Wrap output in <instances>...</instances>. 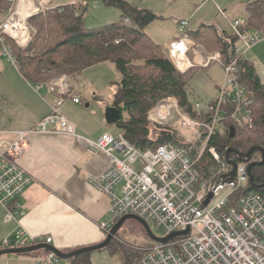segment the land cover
Listing matches in <instances>:
<instances>
[{
    "label": "built area",
    "instance_id": "2783aa9c",
    "mask_svg": "<svg viewBox=\"0 0 264 264\" xmlns=\"http://www.w3.org/2000/svg\"><path fill=\"white\" fill-rule=\"evenodd\" d=\"M7 8L0 14V51L8 62L20 68L11 43L26 48L33 37L30 19L54 9L55 0H4ZM129 24L128 19L125 20ZM188 21H181V31H187ZM230 30L238 38L235 56L224 61L221 51L204 56L196 42L186 34L171 42L166 55L177 70L187 72L195 66L223 67L224 80L214 100L192 103V114L186 112L175 97L163 99L148 114L153 126H165L175 134L180 144H164L156 149L140 150L123 135L104 133L98 140L78 133L76 125L61 108L68 99L81 104L65 76L51 83L39 84L36 91L46 88L57 99L48 116L39 125L26 131H0V205L6 208V221L20 222L25 212L21 196L32 178L20 166L30 138L38 135L69 137L85 146L87 152L104 159L107 168L91 183L108 195L112 205L100 228L109 233L126 215H135L147 223L152 221L168 237L189 230L186 236L167 244L157 243L146 250L138 264H264V196L246 192L250 183L249 166L261 160V154L233 167L215 147H209L218 130L230 127L254 130L255 99L240 78L239 58L247 59L255 46L264 41V29L252 33L245 20L229 21ZM119 43V41H117ZM190 54L194 58H190ZM179 120L184 128L197 131L194 138H180L170 129ZM212 166H202L206 154ZM238 158V157H237ZM121 187L120 192L117 188ZM213 197L204 205L209 195ZM52 244L51 237L26 236L19 226L11 237L3 240V249H18L37 244ZM37 264H72L53 252L41 251Z\"/></svg>",
    "mask_w": 264,
    "mask_h": 264
},
{
    "label": "trees",
    "instance_id": "16d2710c",
    "mask_svg": "<svg viewBox=\"0 0 264 264\" xmlns=\"http://www.w3.org/2000/svg\"><path fill=\"white\" fill-rule=\"evenodd\" d=\"M99 1L107 7L121 9L124 18L134 27H129L124 20L87 29L83 19L88 6L83 3L78 4V10L65 6L63 10L57 8L39 14L30 19V25L34 24L37 29L30 44L21 49L11 43L21 71L34 83L39 82L43 74L52 72L69 75L75 81L85 70L102 63H111L121 75V81L110 107H116L121 112V119L116 126L122 130L123 136L140 150L156 149L169 143L180 144L175 134L153 126L148 114L163 99L173 96L186 112L195 116L187 86L198 72L197 66L184 74L179 73L166 57L164 48L151 40L145 30L160 20L155 13L141 10L124 0ZM6 8L5 1L0 0V14ZM248 8V26L262 30L264 0L251 2ZM76 11L80 15H76ZM185 34L197 44H203L207 52L220 50L225 62L228 61V55L235 56L238 38L232 32L224 30L219 33V28L212 25L203 26L197 31L189 29ZM147 39L150 46L146 43ZM238 62L240 78L255 99L256 126L254 130L248 131L230 127V123L226 122L225 129L218 130L209 142V147H215L222 156L230 148L244 153L253 147L264 148V84L247 59L239 58ZM81 105H84L82 100ZM257 155L254 153L252 157ZM252 176L255 184L249 183L244 190L264 196V166L253 168ZM126 255L129 264H135L128 252ZM76 261L77 258L71 260L72 264H76Z\"/></svg>",
    "mask_w": 264,
    "mask_h": 264
},
{
    "label": "crops",
    "instance_id": "0c3cea01",
    "mask_svg": "<svg viewBox=\"0 0 264 264\" xmlns=\"http://www.w3.org/2000/svg\"><path fill=\"white\" fill-rule=\"evenodd\" d=\"M90 1L91 0H66L58 5H53L56 7H65L71 6L72 4L83 3V5L88 6L87 12H89L91 10ZM93 1L94 5H96L99 0ZM152 1L154 2L146 4L145 7H142V5H144L142 2H137V5L131 4L141 10H149L153 13L162 10L157 7L159 3L158 0ZM208 1L217 7L218 13L222 17L221 22L215 24L219 28V33L224 30L231 33L229 21L245 20L247 22L250 18L248 5L256 0ZM165 2L177 5L176 3L178 1L165 0ZM227 9H229L231 14H228L229 11L227 12ZM187 10L188 2H184L176 8V12L172 10L171 12L165 13L167 16L166 22H168L165 26L161 25V20H163L164 17L155 13L160 17V20L146 28H153L154 32H152V30L150 33L145 32L154 43L164 48L165 54L167 46L171 42L181 39L185 34V31H181L180 29L181 21L189 22L187 30L192 29L197 31L203 28V26L214 25V23H201L196 19H192L194 15H189ZM162 13L164 14V12ZM76 15H80L79 12L76 11ZM124 20L126 19L122 14V18L119 22ZM199 20L202 21L203 18ZM129 24V27H134L131 22ZM100 26L102 27L105 25ZM249 26L247 23V29L252 33L261 30ZM263 29L264 27L262 30ZM162 30H166L165 35H161L160 31ZM197 45V48L200 49L201 44ZM200 50L204 56L208 53H213L207 52L205 49ZM0 54L2 55V53ZM166 57L169 59L167 55ZM233 57V54L228 55L227 60ZM190 58L193 59L194 55L190 54ZM246 58L259 80L264 84V41L255 46ZM13 68L18 76L24 80L25 86L24 90L22 87L15 90L10 80L0 85L1 132L26 131L36 128L43 118L50 114L51 108L57 99L56 94L47 92L46 88L44 89L46 91L44 96L39 94V91H36L35 87L45 83L31 82L25 77L21 68H16L15 66H13ZM197 68L198 72L192 81L195 78L197 79V76L201 72L208 73L214 67L212 65L209 68L201 66H197ZM219 68L222 72V76L212 83L213 93L211 95H207L198 84H194L190 81L187 86V93L191 103L197 100H214L218 97L220 87L224 80L223 67L219 66ZM177 71L181 74L186 73L179 70ZM82 75L70 83L72 84L71 87L75 95L80 97L83 103L85 102L84 105L75 104L71 99H68L61 108V111L76 125L80 135L98 140L104 133L111 132L105 128L101 133L95 134V129L87 126L81 120L80 114H85V108L88 107V99L83 95L88 87L81 83ZM119 87L117 83L116 90L113 94L114 96L119 91ZM14 91H16V94H14ZM14 99H18L16 101L18 103L17 106H19L15 114L12 111ZM111 104L113 105V102H111ZM116 127L118 129L117 133L111 134L116 136L123 135L122 130H120L118 126ZM165 131H168V129ZM19 163L32 178V183L20 198L22 209L25 212L20 222L6 221L5 216L7 210L0 205V250H5L1 247L3 240L11 237L19 226H21L28 237H51V245H54L64 252H71L93 246L105 240L108 233L100 228V224L106 219L112 201L108 195L102 193L90 181L91 176H96L106 170L107 163L104 159L98 160L91 156L87 152L85 146L76 143L72 138L58 135H38L30 138L27 151L20 158ZM120 189L121 187L117 188L118 192H120ZM39 253L31 255H2L0 256V264H37L35 257L39 255Z\"/></svg>",
    "mask_w": 264,
    "mask_h": 264
},
{
    "label": "rangeland",
    "instance_id": "374dc122",
    "mask_svg": "<svg viewBox=\"0 0 264 264\" xmlns=\"http://www.w3.org/2000/svg\"><path fill=\"white\" fill-rule=\"evenodd\" d=\"M66 0H55L54 4L58 5L63 3ZM126 2H130L132 4L137 5V2H142L144 5L150 2H154L152 0H124ZM149 1V2H148ZM159 3L157 5L158 9H162L156 11L154 13L164 17L161 25H167L166 22V14L168 12H176V8L179 7L184 2H188V10L187 13L194 15L192 19H196L201 23H214L218 24L221 22L222 17L218 13L217 7L209 2L208 0H176L178 1L177 5H172L170 3H166L165 0H158ZM175 1V0H170ZM91 10L87 12L84 16V25L87 29H94L96 27H101L100 25H107L117 23L121 20L123 11L116 7H105L104 3L98 1L96 5H94V1L91 0ZM78 4H72L71 6H66V8H76L77 10L80 8ZM164 10V11H163ZM227 12L229 9L226 10ZM78 12V11H77ZM164 12V14L162 13ZM228 14H231L229 11ZM205 16V18H204ZM203 18L202 21L199 19ZM191 19V20H192ZM128 26L130 24H127ZM33 33H36L37 29L34 26ZM154 32L153 28L146 29L147 33L150 31ZM166 30L160 31L161 35H165ZM50 36V35H49ZM148 46H150L149 40H146ZM200 49H205L203 44L200 45ZM1 53V52H0ZM135 59V58H134ZM19 63V61H18ZM213 69H211L208 73L201 72L197 79L195 78L192 82L194 84H198L200 88H202L207 95H211L213 93L212 83L214 80H218L220 76H222V72L217 65H213ZM94 68V69H93ZM85 73L82 75V82L83 85H87V90L83 94L88 99V107L85 108V114H80L81 120L89 127H93L94 133H101L105 128L110 130L111 133L116 134L118 129L116 126H110L107 124L105 119V112L108 107H110L114 99V92L116 90V84L120 82L121 75H119L115 69V67L111 63H103L99 64L98 66H93L84 71ZM0 85H3L5 81H11L14 85V89L17 90L18 88H23L25 86V82L21 79L16 71L14 70L13 66L8 62L4 56L0 54ZM67 77L70 82L71 77L66 74H60L56 72L46 73L40 76L39 83H51L53 81L59 80L61 77ZM118 79V80H117ZM199 90V89H197ZM16 91H14V94ZM20 93V91L18 90ZM45 90L42 89L39 91V94L42 96L45 95ZM40 96V95H39ZM98 98V99H97ZM201 99V98H199ZM18 99L13 100V108L12 111L15 114V111L19 108L17 101ZM194 100V99H193ZM192 100V101H193ZM101 102V103H100ZM22 103V101H21ZM85 103V102H84ZM86 103V104H87ZM109 103V104H108ZM23 104V103H22ZM85 104V105H86ZM173 124V132L176 133L177 136L180 138H194L197 131L195 129H187L184 128L180 121L175 119L172 121ZM159 130H166L167 127L165 126H157ZM235 159H237V155H232ZM212 166V161L209 155H206L204 160L202 161V166L208 167ZM153 233L157 237H161L163 233L161 230L157 228V226L152 222L148 221ZM157 244L153 241L145 232L143 226L137 222L136 220H129L127 221L120 231L117 233L116 237L114 238L113 242L107 248L101 249L99 251H95L88 254L80 255L77 258L76 264H129L127 257V252L130 254V260L132 257V261L137 264V262L141 259L142 255L152 247V245ZM40 251L31 253V254H38ZM36 255V257L40 256ZM28 254V255H31ZM126 256V257H125ZM75 259V258H74ZM73 260V259H71ZM131 263V261H130Z\"/></svg>",
    "mask_w": 264,
    "mask_h": 264
},
{
    "label": "water",
    "instance_id": "95a60500",
    "mask_svg": "<svg viewBox=\"0 0 264 264\" xmlns=\"http://www.w3.org/2000/svg\"><path fill=\"white\" fill-rule=\"evenodd\" d=\"M105 119L107 121V124L116 125L119 122V120L121 119L120 110L116 107H108L106 109V112H105ZM254 153L261 154V160L258 162H253L249 166L250 183L252 185L255 184L254 178L252 176L253 168L264 166V148L253 147L246 153L240 152L234 148H230L227 150V153H226V158L228 160V163L233 167V171L231 173L232 176H234L236 173L237 162L234 161L233 159H231V155L232 154L237 155L239 161H249L252 158ZM212 197H213V195L210 194L204 205H207ZM129 220H136L137 222H139L143 226V228L145 229L146 234L153 241H155L156 243H160V244H167V243L173 241L174 238H176V237L186 236L189 234V230H187L184 232L173 233V234L169 235L168 237H164V238L163 237H157L153 233L150 225L145 220H143V219H141L135 215H126L123 218H121L117 222V224L110 230V232L107 234V237L105 238L104 241H102L99 244L93 245V246H88V247L81 248L78 250H74L71 252H64V251L56 248L54 245L43 243V244H37V245H32V246L18 248V249L16 248V249L0 250V256H2V255H26V254H31V253H34L37 251H45V252H53L56 255H58L61 259L71 260V259H74V258L80 256V255L99 251L101 249H104V248H107L108 246H110V244L113 242L114 238L116 237L117 233L120 231V229L123 227V225Z\"/></svg>",
    "mask_w": 264,
    "mask_h": 264
}]
</instances>
